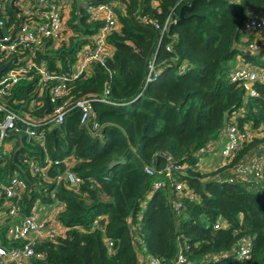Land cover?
<instances>
[{"label":"trees","instance_id":"16d2710c","mask_svg":"<svg viewBox=\"0 0 264 264\" xmlns=\"http://www.w3.org/2000/svg\"><path fill=\"white\" fill-rule=\"evenodd\" d=\"M191 1L85 0L87 6L75 9L68 22L74 32L70 40L58 48L47 43L35 61L52 73L70 72L102 25L90 21L87 12L99 4L113 5L119 22V30L107 38L110 57L68 81L69 94L56 102L50 94L56 82L40 95L37 75L12 90L8 107L37 119L32 128L45 143L17 141L11 156L0 158V183L18 176L27 184L20 200L1 196L0 208L14 202L27 217L37 204L64 207L57 217L64 234L36 242L34 249L44 258L34 264H139L146 254L173 264L180 253L182 264H264L262 184L233 172L239 163L264 154V137L249 139L247 132L233 160L209 174L200 170L205 152L197 156L230 123L240 132L249 126L264 136V83L253 84L256 95L246 97L247 86L230 80L238 56L264 69V52L246 53L240 31L250 13L264 18V0H200L178 23ZM8 13L9 24L20 23L15 9L8 6ZM169 17L177 22L164 31L154 27ZM151 60L156 78L147 82ZM84 97L92 100L96 132L80 126L77 102ZM33 101L38 105L32 107ZM64 105V122L52 128L55 109ZM168 164L185 167L173 179L191 196H179L169 182L155 187ZM68 169L82 180L79 187L55 181ZM219 219L227 226L214 229ZM104 239L112 241L110 249ZM244 239L249 257L239 260L235 250Z\"/></svg>","mask_w":264,"mask_h":264},{"label":"built area","instance_id":"2783aa9c","mask_svg":"<svg viewBox=\"0 0 264 264\" xmlns=\"http://www.w3.org/2000/svg\"><path fill=\"white\" fill-rule=\"evenodd\" d=\"M13 0H0V68L8 62L11 64L8 68L0 73V112L3 114V121L0 122V158L11 156V152L15 148L17 141L23 143L26 140L28 143L38 142L44 145V137L39 135L32 127L37 124V119L27 116L21 117L16 111L10 109L7 104V99L11 95L12 90L16 85L23 81L32 80L34 75L40 76L38 89L40 95L43 94L44 88L50 82H56L50 88L52 101L56 102L69 94L68 81L77 79L82 74H87L90 64H103L110 57L107 38L112 32L119 30V22L113 11L111 4H99L87 7V12L90 21H99L102 23L97 33L91 38L90 51L82 57L83 50L79 53L78 59H81L80 68L77 72H73V67L70 72L65 74H56L49 72L44 63H37L35 55L38 50H43L47 43L57 44L56 48L60 47L63 42H66V5L63 0H18L13 8L17 12V18L20 23H10L11 17L8 13V6L11 7ZM190 2L191 0H183ZM26 3H31L36 7L35 12L26 13L23 9ZM145 24L147 20L143 21ZM176 23V19L168 18L165 24L160 28L155 22L154 27L157 30L164 31L168 23ZM241 41L245 44L243 50L248 54H257L264 52V18L258 17L254 13H250L241 27ZM68 33V32H67ZM53 46V45H52ZM168 48V47H167ZM239 61L234 65L230 74L231 81H241L248 86L249 84L264 83V69L252 66L246 63L242 56H238ZM77 63V62H76ZM156 78L153 61L148 65V73L146 81H151ZM246 97H254L255 91L249 87ZM108 91L105 90L103 96H106ZM20 102V104H22ZM38 105L33 101L32 107ZM77 108L80 111V126L87 128L91 132H96L99 129V124L96 120V114L92 107V100L84 97L78 100ZM52 119V128L61 125L65 118V105L55 109ZM26 126L23 131L21 124ZM244 132L237 130L233 123L228 124L222 132L223 146L220 151V156L224 161L230 162L234 155L239 150L241 145L247 139V130ZM20 136L22 140H20ZM206 149L199 151L197 156H200ZM0 159V160H1ZM169 159V158H168ZM4 164V163H3ZM31 166L36 172H41L39 163H31ZM145 172L148 175L153 174L151 167H145ZM184 166H176L168 164L163 169V180L158 182L155 187H165L169 182L178 193L179 196L189 197L191 192L185 190L183 182H175L173 179L174 172H184ZM233 172L239 176H248L262 184L264 190V154L254 156L246 162L239 163L233 169ZM45 178L46 169L42 171ZM55 181L65 182L71 187H79L82 180L70 169L64 174L59 175ZM27 191V184L18 176L10 179L9 183H0V197L4 196L7 199L20 200ZM61 204V203H56ZM43 204H37L27 217H23L18 206L14 202H9L7 205L8 211L5 217L1 219L0 229L5 230V236L0 234V264H26L30 260H42L43 254L38 253L34 249V244L38 241H55L63 233L56 228L51 222L44 221L39 212V208ZM50 206V207H49ZM178 207V204L176 205ZM49 212H53L56 216L58 208L55 204L48 205ZM48 212V213H49ZM58 219V218H57ZM57 222V221H56ZM227 223L223 219H219L214 229L225 228ZM106 246L110 249L112 241L104 239ZM250 245L249 240L241 241L237 250H235L236 258L239 260H247L249 257ZM139 264H163L158 259L150 255H140ZM185 258L180 253L173 264H182Z\"/></svg>","mask_w":264,"mask_h":264},{"label":"crops","instance_id":"0c3cea01","mask_svg":"<svg viewBox=\"0 0 264 264\" xmlns=\"http://www.w3.org/2000/svg\"><path fill=\"white\" fill-rule=\"evenodd\" d=\"M66 7V18L65 22L66 25H68L69 20L71 19L72 12L77 9L79 10L80 8H83L84 6H87V2L85 0H63ZM23 9L25 10L26 13H33L36 10V7L33 6L31 3H26L25 6H23ZM74 32L72 30H69L67 33V36H73ZM69 38V37H68ZM50 45H53L51 48H56L57 44H54L52 42L49 43ZM45 49V48H44ZM90 51V46L86 45L83 48V53L82 57H84L85 54ZM109 53L110 55L113 53L112 48H109ZM239 61L238 57L235 60V64ZM80 62L81 59H79L76 63V65L73 67V72H77L78 69L80 68ZM245 129L248 132L249 139L252 137H257V138H262L264 137L262 133L258 130H251L249 126H246ZM224 140L222 133L217 141L211 144L210 148H208L205 153L203 154L201 160H200V170L204 174H209L214 172L219 166L224 164V160L220 156V151L222 149ZM71 163H74V160H72ZM55 206L58 208L57 212H61L63 210V204H55ZM50 207V206H49ZM49 207L48 205H42L39 208V212L41 214V217L44 221L51 222L56 226V228L60 231V233H63L64 231V226L58 221L57 217L53 212H49ZM8 211V209H1L0 208V216L5 214ZM49 212V213H48ZM57 221V222H56ZM26 264H34L32 260L28 261Z\"/></svg>","mask_w":264,"mask_h":264},{"label":"water","instance_id":"95a60500","mask_svg":"<svg viewBox=\"0 0 264 264\" xmlns=\"http://www.w3.org/2000/svg\"><path fill=\"white\" fill-rule=\"evenodd\" d=\"M17 1H18V0H13V1H12V3H11V7H12V8H16V7H15V3H16ZM197 1H200V0H192L189 6H183V7H182V9H181V13H180V16H179V21H178V23H179V22L182 20V18H183V16H182L183 11H189V10H191L192 7H193V5H194V3H196ZM16 10H17V8H16ZM11 62H12V60H11L10 62H8L7 64H5L2 68H0V73L4 72V71L8 68V66L11 64ZM252 86H253L252 84H249L247 87L251 88ZM224 117H225V120H226L227 113H225ZM20 140H22V137H21V136H20Z\"/></svg>","mask_w":264,"mask_h":264},{"label":"rangeland","instance_id":"374dc122","mask_svg":"<svg viewBox=\"0 0 264 264\" xmlns=\"http://www.w3.org/2000/svg\"><path fill=\"white\" fill-rule=\"evenodd\" d=\"M65 28H66V32H65V39H66V41H69L70 40V38L72 37V36H67V32H69V30H68V26L66 27L65 26ZM69 37V38H68ZM237 59V58H236ZM246 162V161H245ZM185 197H187V196H185ZM101 199H104V197L103 196H101Z\"/></svg>","mask_w":264,"mask_h":264}]
</instances>
